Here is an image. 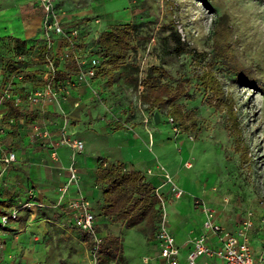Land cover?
I'll return each instance as SVG.
<instances>
[{
  "label": "rangeland",
  "instance_id": "rangeland-1",
  "mask_svg": "<svg viewBox=\"0 0 264 264\" xmlns=\"http://www.w3.org/2000/svg\"><path fill=\"white\" fill-rule=\"evenodd\" d=\"M53 3L59 18H86L76 24L63 21V27L66 32L71 28L81 29L74 52L83 71L95 70L94 77L80 79L81 70L75 59L65 57L69 53L64 47L65 40L46 30L43 14L40 33L27 40L25 48L19 47L14 37H0V201H5L4 195L12 192V206L24 211L27 220L31 218L36 225L41 223L40 228L44 227L40 237L45 244L46 264H97L89 238L60 208L67 206L77 189L92 202L99 237L115 234L121 239L120 255L111 264H143L152 246L153 233L145 223L127 228L123 222L112 223L103 214L102 186L91 184L97 188V196H89L81 188L84 176L80 174L78 157L85 149L78 152L66 147L70 150L69 165L59 161L57 147L55 150L51 144L64 136L80 138L77 132H71L72 127L112 133L122 126L120 136L143 132L152 159L144 161L142 167L125 164L154 182V177L146 174L147 166L160 163L166 167L186 196L179 204L168 197L175 223L190 222V218L198 222L200 218L190 207L188 197L199 196L217 211L219 221L229 229L249 220L253 245L261 250L264 247V0H53ZM126 24L140 26L132 37L137 53H128L140 71L132 81L127 73L116 70L118 79L113 81L98 38L103 32ZM171 25L196 54L183 55L173 62L163 56L159 40L169 34L163 28ZM45 53L60 68V78L74 81L76 86L71 87L68 100L74 99L34 105L23 98L19 107L22 117L17 119L9 101L42 86L49 72ZM164 61L168 64L164 65L165 72L158 73L161 78L158 92L168 98L176 86L184 91L175 101L183 111L178 122L168 114L169 107L164 111L152 108L142 99L144 88L140 79L151 66L162 65ZM236 68L243 73L239 74ZM14 71H21L25 80L15 82L6 96L5 85ZM204 72L215 76L220 83L219 100L234 107L242 130L241 151L235 150L236 138L226 129L225 103L217 108L209 104L213 94L201 82ZM67 101L73 112L63 108ZM49 105L57 106L58 111L49 110ZM156 113L159 121H155ZM12 118L14 122L10 121ZM36 123L48 128L50 135L34 136ZM10 152L16 153V164L4 163L3 158ZM29 152L37 155L32 163L68 177L59 186L55 202H44L38 197L39 188L28 172ZM186 162L192 163V168H186ZM72 167L78 169L79 179L63 191V186L70 182ZM10 187L16 190L13 192ZM71 188L73 193L68 192Z\"/></svg>",
  "mask_w": 264,
  "mask_h": 264
},
{
  "label": "built area",
  "instance_id": "built-area-1",
  "mask_svg": "<svg viewBox=\"0 0 264 264\" xmlns=\"http://www.w3.org/2000/svg\"><path fill=\"white\" fill-rule=\"evenodd\" d=\"M36 3L44 15V25L46 30L55 32L65 40V50L69 51V53L65 54V57L75 59V62L81 70L80 79L94 77L95 70L91 69L83 71V65L74 52L76 43L81 38V29L71 28L66 32L63 27V19L59 18L53 0H36ZM44 59L49 72L45 81L41 84L42 86L36 88L30 93H26L25 96L16 95L13 97L11 101L14 102L15 106L20 107L23 104V98L27 99L29 103L34 105L68 100L71 87L76 86L74 81L69 79V77L64 79L60 78V68L48 53H45ZM24 80L25 76L21 71L10 73L5 85L6 90L4 95L9 96L8 90L14 86V83L23 82ZM10 121L14 122V119L12 118ZM33 135L48 137L50 135V130L41 126L39 123H36L33 125ZM59 146H66L80 152L85 149L86 143L82 138H70L64 136L54 144L55 150L56 147ZM3 161L7 165L14 163L17 161L16 153L10 152L6 154ZM185 166L186 168H192L193 165L190 162H186ZM70 170V182L68 185L63 186V191H67L70 183H77L76 181L79 179L80 175L78 169L72 167ZM146 172L149 175L155 173L160 174L163 182L161 187L159 186L156 188L161 211V219L154 235V245L157 251L154 255H146L143 259V263L264 264V247L261 250H256L250 237L251 222L245 220L236 229H229L219 221L217 211L209 205L205 199L199 196H194L192 200L195 208L199 209L204 215L202 230L198 234H193L190 237L188 241V252L184 257H181V246L178 244L176 235L171 228L168 197L170 196L175 200H180L185 196V191L175 183L174 177L167 172L166 167L163 164L158 163L153 167H148ZM165 186H167V188L160 191V189ZM66 210L73 225L86 235L92 236V240L96 244L95 247H97L98 244L101 243L102 238L99 237L96 229V215L93 211L91 201L80 189H77L76 196L68 201ZM19 213L20 209L13 207L0 215V233L11 220H16L18 218ZM2 244L0 234V249ZM92 251L94 253L93 249Z\"/></svg>",
  "mask_w": 264,
  "mask_h": 264
},
{
  "label": "crops",
  "instance_id": "crops-1",
  "mask_svg": "<svg viewBox=\"0 0 264 264\" xmlns=\"http://www.w3.org/2000/svg\"><path fill=\"white\" fill-rule=\"evenodd\" d=\"M83 19L86 18H64L63 21L69 24H76L84 21ZM42 22V11L38 7L36 0H0V37H14L27 41L38 36L42 27ZM73 99L74 98H70V102H72ZM68 101L63 103V108L66 110L69 109L73 112L74 110L71 107V103ZM49 106V110L58 111L57 106ZM72 131L77 132L80 135V138H82L86 143L85 152L79 155L78 162L80 174L81 176H84L81 188L89 196H97L98 193L95 178L99 157H105L109 161H120L124 163L129 162L135 165V167H142V165L144 166V161L152 159V153L146 148V141L148 138L143 132H140L135 136H120L119 132H121L122 129H117L116 132L109 133V131L106 130L81 131L72 127L71 132ZM51 145L54 146V142ZM57 153L59 155V161L63 165H69L70 150L66 148V146H59L57 147ZM27 156L31 163V166L28 169V172L30 173L29 176L35 181V185L39 188L37 193L38 197L44 202H55L59 197V186L66 181L68 177L65 174L60 175L55 169L40 167L38 164L32 163V158L37 157L35 153L29 152ZM13 164H16V162ZM154 165L155 163L150 164L147 168L153 167ZM146 174L149 175L147 172ZM149 176L154 177L156 180V182L151 180L156 188L159 186L161 187L163 179L160 174L155 173ZM91 184H95L96 187H93ZM10 189H12V187H10ZM15 190H13V192ZM163 190H165L164 187L160 189V191ZM68 192L73 193V188H71ZM11 194L12 192H10V194H5L3 197L5 198V202L10 203V206H6L1 209L3 213L13 208L12 201L10 200L12 196ZM185 197L186 196L176 201V203H183ZM192 197L193 196L191 195L188 197L190 200V207L195 214L199 216L200 219L197 220L198 222H195L192 218H190L191 223L189 220L180 222V225L179 223H175L176 219L175 216H173L170 203L168 205L170 210L171 228L176 235L178 244L181 246V257H184L188 252V241L190 237L193 234H198L202 230L204 220L203 213L193 205ZM60 208L67 214L66 207ZM22 212L24 211L19 213L17 220H11L0 233L1 238L3 239V246L0 249V264H46L45 244L41 242L40 237L45 229L44 227H39L41 223L36 225L31 218L27 220L26 215ZM97 224L98 221L96 218V229ZM156 251L153 235L152 246L149 253L154 255Z\"/></svg>",
  "mask_w": 264,
  "mask_h": 264
},
{
  "label": "trees",
  "instance_id": "trees-1",
  "mask_svg": "<svg viewBox=\"0 0 264 264\" xmlns=\"http://www.w3.org/2000/svg\"><path fill=\"white\" fill-rule=\"evenodd\" d=\"M139 28L140 26L129 24L119 25L103 32L98 38V45L105 52L106 65L109 66L108 72L111 74L113 81L118 79L114 72L116 70L118 73H127L132 81L135 74L140 71L139 65H136L134 59L131 60L128 55L129 52L137 53V48L132 44V37ZM166 30L169 34L160 37L159 40L164 57H169L173 62L183 55L196 54V51L189 48L186 42L182 40L181 35L173 25L169 28H163L164 33H166ZM14 42L23 48L27 44V41L18 38H14ZM197 57L200 58L201 56L197 55ZM167 64L164 61L162 65L151 66L146 76L140 79V85L144 88L142 99L145 103H149L152 108L164 111L169 107L168 114L174 122H178L182 118L183 111L175 101L184 95V91L176 86L170 90L168 98L161 96L158 92L161 83L158 73L164 71V65ZM227 65L231 67V64ZM236 70H239V74L243 73L240 68H236ZM200 78L205 88L212 91L214 99L212 98L209 104L217 108L223 102L218 98L219 89L221 90L220 83L215 76L209 73L204 72ZM226 102L228 101L223 102L227 114L226 129L236 138L235 150L241 151L240 138L242 137V130L240 121L234 107ZM9 104L13 117L17 119L22 117L20 108L15 106L13 101H9ZM118 129H123V127L120 126ZM95 183L102 186V212L112 223L123 222L127 228L137 227L145 223L155 235L161 219L159 197L155 185L146 179L141 171L127 168L124 162L109 161L105 157H99ZM6 206H10V203L0 201V214H3L1 209ZM87 236L90 241L93 239L92 236ZM91 245L97 264H111L120 255L122 249L120 237L114 234L103 237L97 247H95L96 244L93 240Z\"/></svg>",
  "mask_w": 264,
  "mask_h": 264
},
{
  "label": "water",
  "instance_id": "water-1",
  "mask_svg": "<svg viewBox=\"0 0 264 264\" xmlns=\"http://www.w3.org/2000/svg\"><path fill=\"white\" fill-rule=\"evenodd\" d=\"M155 121H159V115H158V113L155 114Z\"/></svg>",
  "mask_w": 264,
  "mask_h": 264
}]
</instances>
